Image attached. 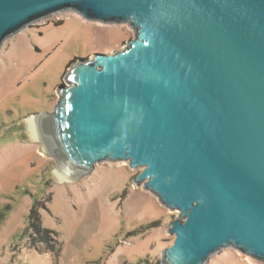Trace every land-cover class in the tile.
Returning <instances> with one entry per match:
<instances>
[{
    "label": "water",
    "instance_id": "water-1",
    "mask_svg": "<svg viewBox=\"0 0 264 264\" xmlns=\"http://www.w3.org/2000/svg\"><path fill=\"white\" fill-rule=\"evenodd\" d=\"M74 11L136 32L78 59L34 130L71 178L103 161L179 215L160 264H206L228 247L264 261V0H0L3 43Z\"/></svg>",
    "mask_w": 264,
    "mask_h": 264
},
{
    "label": "rangeland",
    "instance_id": "rangeland-1",
    "mask_svg": "<svg viewBox=\"0 0 264 264\" xmlns=\"http://www.w3.org/2000/svg\"><path fill=\"white\" fill-rule=\"evenodd\" d=\"M62 22L56 25V22ZM136 37L128 23L104 24L74 11L56 13L7 39L0 51V264H147L174 242L179 215L134 177L144 167L103 161L71 178L57 165L29 122L51 112L56 87L75 57L123 50ZM77 61V60H76ZM75 61V62H76ZM70 64L69 67H67ZM65 174L67 178L63 176ZM35 206L53 231L58 255L25 232ZM159 226L142 230L150 223ZM206 264H264L228 247Z\"/></svg>",
    "mask_w": 264,
    "mask_h": 264
},
{
    "label": "trees",
    "instance_id": "trees-1",
    "mask_svg": "<svg viewBox=\"0 0 264 264\" xmlns=\"http://www.w3.org/2000/svg\"><path fill=\"white\" fill-rule=\"evenodd\" d=\"M62 22H56V25H60ZM87 57H75L70 63L73 64L78 59H85ZM70 64L67 66L69 67ZM160 222H153L150 223L142 228V230L149 229L155 226H159ZM31 231L32 234V243L36 244V242H44L48 248H50L52 251H54L57 255L60 251V247L58 245V241L53 237V231L43 227L41 215L36 209L35 206H33L30 209V212L28 214V225L26 227L25 232ZM147 264H160V261H157L155 263L147 261Z\"/></svg>",
    "mask_w": 264,
    "mask_h": 264
},
{
    "label": "bare ground",
    "instance_id": "bare-ground-1",
    "mask_svg": "<svg viewBox=\"0 0 264 264\" xmlns=\"http://www.w3.org/2000/svg\"><path fill=\"white\" fill-rule=\"evenodd\" d=\"M29 128H30V131H31V134H32L33 138H34V139H38L37 136H36L35 130H34V123H33V121H30V122H29ZM66 175H67V174H66ZM66 175L63 174V176H64L65 178H67ZM240 253H241V252H240ZM242 254H243V253H242ZM244 255H245V254H244Z\"/></svg>",
    "mask_w": 264,
    "mask_h": 264
}]
</instances>
